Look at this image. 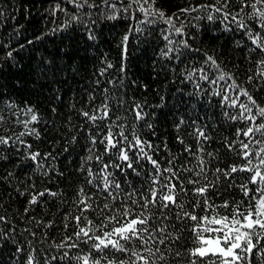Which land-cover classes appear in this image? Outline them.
Wrapping results in <instances>:
<instances>
[{"label": "trees", "instance_id": "1", "mask_svg": "<svg viewBox=\"0 0 264 264\" xmlns=\"http://www.w3.org/2000/svg\"><path fill=\"white\" fill-rule=\"evenodd\" d=\"M89 3L97 7L78 8L72 0H0V137L8 140L0 143V264H28L29 259L33 264H81L76 257L89 252L95 259L101 253L91 249L94 241L77 239L79 228L91 227V234L98 236L116 226L105 217L121 219L125 207L141 211V197L160 186L152 183L156 171L146 157L137 158L135 149L129 151L133 168L117 159V149L105 153L100 140L112 121L123 126L128 141L137 135L152 145L145 150L159 162L161 184L170 175L164 169L175 171L179 180L172 182L177 184V201L184 211H194L198 217L224 216L231 215L237 204L241 211L248 206L240 185L251 174L237 172L225 178L215 170L245 163L239 141L248 142L242 130L251 122L239 118L242 110L231 106L232 100L248 104L247 97L238 95L247 90L264 107V64L260 63L264 51L249 38L257 33L264 37V29L250 17L252 8L241 12L240 0H230L223 11L231 15L225 19L211 7H200H221L223 0L221 4L217 0H110L115 9L102 0ZM233 16L247 28L238 27ZM178 28L182 35L177 34ZM209 56L215 65L207 60ZM222 74L224 80L219 79ZM233 82L239 87L233 88ZM104 103L110 109L108 120L93 122L82 114L100 116L96 109ZM137 104L144 119L135 118ZM32 115L36 121H31ZM261 122L257 118L256 123ZM197 129L209 138H198ZM112 131L115 134L118 128L113 126ZM254 135L264 140L260 133ZM233 143L230 150L227 145ZM197 157L205 168L199 177ZM103 164H109L108 180L113 185L108 191L103 190ZM190 179L199 180V185L188 183ZM181 182L185 192L179 191ZM209 182L215 187H209L206 196L215 207L206 210L205 198L193 189ZM33 196L36 203L30 202ZM88 197L91 207L82 212L80 200ZM197 201L199 207L194 208ZM225 202L228 208L222 207ZM162 211L166 220L158 207L150 206L149 227L166 224L173 239H166L167 247L159 245L167 259L157 264H190L191 260L204 264L212 259L189 255L196 247L191 230L196 222L177 220L180 209ZM77 216L79 222L73 219ZM102 224L107 227L101 229ZM73 243L77 247H68ZM127 246L141 247L139 241ZM260 247L264 248V240ZM103 254L128 259L127 254L110 249ZM251 264H264V255L254 249Z\"/></svg>", "mask_w": 264, "mask_h": 264}, {"label": "snow or ice", "instance_id": "2", "mask_svg": "<svg viewBox=\"0 0 264 264\" xmlns=\"http://www.w3.org/2000/svg\"><path fill=\"white\" fill-rule=\"evenodd\" d=\"M78 8H83L88 6L90 8L97 7L94 3L90 4L89 0H72ZM103 4L109 8L115 9L116 5L110 3V0H102ZM134 3H139V0H132ZM145 3L148 0H144ZM230 0H223L221 7H216L215 5H202L200 7L204 8H213L215 12L222 13L224 18L227 19L231 14L224 12L223 10L228 7ZM241 9L243 12L244 8H252V12L249 14L250 17L258 21V27L264 29V0H253L249 3L246 0H240ZM217 4H221V0H217ZM142 12L147 14V10L142 6L140 7ZM197 9H184L183 11H195ZM127 11V9H125ZM163 16V13H159ZM239 13L237 14V16ZM237 16H233L232 19L234 22H237L238 27L247 28V26L242 22L237 20ZM208 19H212V15L208 16ZM171 22V18L169 19ZM178 35H182V29H176ZM252 40V43L260 48L261 51H264V37H261L259 33L255 36L249 37ZM127 40V37H125ZM185 46L187 42L183 41ZM10 55V54H9ZM207 60L212 64H216V61L211 57H207ZM264 64V61L260 62ZM218 67V65H217ZM264 76V73H261ZM206 78V77H205ZM220 80L225 79V74H222L219 77ZM229 79H231L229 77ZM233 88H238V85H235L233 82ZM238 95H243L247 97L249 101L248 104L242 103L239 99L232 100L231 106L239 108L242 110L240 119L250 121L251 124L244 130L242 134L244 137L248 138V142L239 141L241 147V158L244 160L243 165H232L230 168L225 171L220 168L215 170L216 173L222 174L225 178L231 177L232 174L237 172H246L251 175L248 176L247 183L241 184L240 189L243 192L244 196L248 198L249 203L247 208L243 211L240 210L239 204H237L231 213V215L220 216L205 214L198 217L193 212L184 211L183 203L177 201V184L173 183V179L179 180V177L176 176V173L173 169L168 168L164 169L165 172H169L170 175L166 177V183L161 184L159 176L162 174L160 171V165L157 160H154L148 151L145 149H151V144H146L145 141L137 135H133L132 141H128V137L125 136L122 125H116L115 121H112L111 124L106 125L108 127L107 133L100 140V143L105 146V153L110 152L112 149H117L119 161L125 162L126 168H133L132 157L129 155V151L135 149L137 158L146 157L147 160L152 164L153 168L156 171V176L152 177L153 185L159 184V188L152 187L148 191V195L142 196L140 200L141 211L139 213L133 212L131 209L125 207L123 212L120 214L121 219H117V216H107V219L110 223H113L116 226H113L109 231H103L101 235L94 236L91 233L93 229L91 227L85 226L80 227L79 231L75 233L77 239L81 236L87 238V240L94 241L91 245V249L101 255L95 259L92 258L91 252L83 256H77L76 259L81 262V264H101V261H104V264H157L158 261H166V256L161 252L159 245H165L166 239H173L170 233L167 232V225H161L156 228H150L149 222L151 213L149 208H159L161 210L162 219H167V215L163 213V209L175 208L180 209L176 213L177 220L189 219L196 222L192 227V232L194 235V243L196 247L190 250V257H197L200 259L211 257L212 259L204 260V264H251V254L254 249L260 255H264V248L260 247V241L264 240V140L256 139L254 133H260L264 137V107H261L257 104L256 100L249 94L247 90H241ZM225 100H228L227 95L224 96ZM251 105V106H250ZM253 108H255V114H253ZM29 112L32 110L29 108ZM96 112L102 113L98 116L97 114H89L88 112L82 113L89 120L95 122L97 119L108 120L110 109L107 103H104L101 108L96 109ZM135 118L136 120L144 119V114L142 112L141 106L136 105L135 109ZM247 113V115H244ZM238 117L233 116L232 119H237ZM257 118L262 120L261 123L257 124ZM3 117H0L2 120ZM117 119H119L117 117ZM37 116L32 115L31 121H36ZM115 126L118 128V131L114 134L112 127ZM151 127V125H149ZM241 134V130L237 131V136ZM198 138L207 140L209 137L205 135V132L201 129H197ZM124 141H128L127 144H124ZM183 143V141H180ZM0 143L7 144L8 140L0 137ZM92 143L95 144V138L92 139ZM252 145V148H250ZM259 145L258 148L256 146ZM228 148L234 147L233 144H228ZM255 148V151L253 149ZM202 150V149H201ZM186 151H191L186 149ZM37 154L32 156V159L35 161ZM211 155V154H209ZM91 159V157H89ZM96 159L99 161L100 156H97ZM199 160V171L196 172V176L199 177L205 173V168L203 167L204 161L197 157ZM255 161V163H254ZM171 163V161H170ZM115 167L120 168V164H116ZM109 164H103L101 168V176L103 180V190L108 191L110 187H113L112 183L108 180L107 169ZM83 170V169H82ZM123 170V169H122ZM135 170V169H133ZM89 177L93 176L91 170H88ZM206 179V176H205ZM219 176H217V180ZM91 183V180H89ZM190 184L199 185V180H189ZM255 185L254 189H250L248 185ZM116 189H119L120 185L116 183L114 185ZM209 187H215V183L209 182L207 184L195 187L193 189L196 196L204 197L205 209H212L215 206L208 202L206 193L209 190ZM180 192H185L186 189L183 187V182L180 183ZM52 196L57 195L56 193H49ZM81 194L83 190L81 189ZM258 194V195H257ZM39 195H44L40 193ZM132 193H129L131 196ZM109 196H112V193L109 192ZM88 198H83L80 200V203L84 205V208L81 210L87 211L91 205L88 204ZM115 199V197H113ZM37 198L33 196L31 203H36ZM133 203H137L136 200H133ZM199 207V202L194 205ZM222 207L228 208L229 205L225 202ZM104 209H108L109 206L105 204ZM103 211V209H102ZM111 211V209H109ZM147 213V214H146ZM77 222H79L80 217H73ZM86 219V218H85ZM88 225L92 224V221L87 222ZM107 225L102 224L101 229L106 228ZM99 230V229H97ZM159 233V235H157ZM174 239H179V236H176ZM87 240L85 242H87ZM255 240V242H254ZM125 242V243H122ZM139 241L140 248L137 250L135 248H129L127 242ZM63 246V245H61ZM167 247V245H165ZM68 247H77L75 243L68 245ZM110 249L114 253H123L127 254V260H117L115 258L109 259L108 256L104 255V250ZM176 255H180L179 252ZM28 264H33V260L29 259ZM190 264H196L195 260H191Z\"/></svg>", "mask_w": 264, "mask_h": 264}]
</instances>
